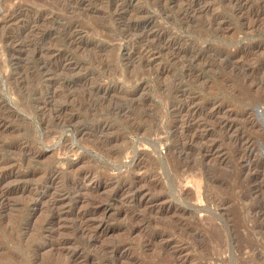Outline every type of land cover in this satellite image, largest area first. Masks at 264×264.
<instances>
[{"label": "rangeland", "instance_id": "rangeland-1", "mask_svg": "<svg viewBox=\"0 0 264 264\" xmlns=\"http://www.w3.org/2000/svg\"><path fill=\"white\" fill-rule=\"evenodd\" d=\"M262 66L264 0H0V264H264Z\"/></svg>", "mask_w": 264, "mask_h": 264}, {"label": "bare ground", "instance_id": "bare-ground-1", "mask_svg": "<svg viewBox=\"0 0 264 264\" xmlns=\"http://www.w3.org/2000/svg\"><path fill=\"white\" fill-rule=\"evenodd\" d=\"M237 1V0H236ZM189 2V1H188ZM240 3V2H239ZM232 4H233V2H232ZM235 4V3H234ZM238 5V4H237ZM189 8L188 9H190V10H192L193 8H194V3L192 4L191 3V1H190V3H189ZM243 5H239L238 7L239 8H241ZM235 7V6H234ZM108 8L110 9H114L113 11L114 12H116V14H118L119 13V11L120 10H123V12L124 11H126L127 9H128V7H127V4H122V3H118V1H115L113 4H108ZM236 8V7H235ZM111 9H110V11H111ZM262 10V9H261ZM113 11H111V12H113ZM255 11H258V10H255ZM259 12V11H258ZM253 13V12H252ZM260 13V12H259ZM11 14V13H10ZM9 15V14H8ZM257 15V13L256 12H254V15L253 16H256ZM7 17V16H6ZM5 17V18H6ZM143 22V21H142ZM137 23V25L136 26H139V28L140 29H142L143 28V30H144V32H145V36H156L157 35V32L153 29V25H152V23H147V22H144V24L143 23ZM71 27V26H70ZM76 26H74V27H71L70 28V31L68 32V34H66L67 36H66V38H65V40H66V42H67V45H71V44H73L75 41H77V33H76ZM136 28H138V27H136ZM73 29V30H72ZM138 30V29H137ZM66 33V32H65ZM17 38V37H16ZM12 43V42H11ZM13 44H15L14 42H13ZM51 45H48L47 47H45L44 49H41V48H39V50L37 51L38 53H40V54H44V55H46L47 57L49 56V57H53V56H55L56 54H54L53 52H51L50 51V47ZM146 49V48H145ZM59 54H61L60 52H59ZM132 56V55H131ZM262 67H264V66H262ZM262 70H264V69H262ZM262 73V72H261ZM262 75H264V74H262ZM262 77H264V76H262ZM258 84H260L261 86H264V79H261V80H259V82H258ZM261 95H264V94H261ZM261 97V96H260ZM190 99V98H189ZM260 99H262V97L260 98ZM180 101V100H179ZM262 101H264V99H262ZM181 103H180V106H177L179 109H178V112H183L185 109H186V107L188 106V101L186 100V99H181V101H180ZM118 105V104H117ZM116 105V110L117 109H121V111H122V106H117ZM124 110V109H123ZM187 110V109H186ZM188 112H190L189 111V109L187 110V112H186V115L188 114L189 115V113ZM184 113V112H183ZM214 113V112H213ZM181 116H182V113H179ZM194 113L192 112V115H193ZM187 117V116H186ZM190 117V116H189ZM192 117V116H191ZM190 117V118H191ZM183 119V118H182ZM185 119V118H184ZM229 118H227V119H223V123L225 124V125H227V126H229V120H228ZM247 119V118H246ZM182 121V120H181ZM188 121V120H187ZM247 121V120H246ZM184 122V121H183ZM249 122V121H248ZM186 123V122H185ZM221 124H222V122H221ZM231 124V123H230ZM244 124L245 123H243V126H244ZM250 124H252V123H250ZM255 124V123H254ZM248 125V124H247ZM257 125V124H256ZM246 126V125H245ZM252 126V125H251ZM105 127V125L104 126H102V128H104ZM188 127H189V125H188ZM226 127V126H225ZM183 128V127H182ZM196 128V127H195ZM227 128V127H226ZM246 128V127H245ZM249 128V127H248ZM247 128V129H248ZM195 130V129H194ZM182 132V136L186 133V129H185V131H183V130H181ZM191 132V131H190ZM256 132H258V131H256ZM260 132V131H259ZM189 133V132H188ZM261 133V132H260ZM186 135H188V134H186ZM192 135V134H191ZM196 135V134H195ZM199 135V134H198ZM256 135H258V134H256ZM185 136V135H184ZM183 136V137H184ZM194 136V135H193ZM182 137V138H183ZM186 137V136H185ZM189 137V136H188ZM188 137H187V139H188ZM242 137V136H241ZM259 137V136H258ZM191 138V137H190ZM237 138V137H236ZM250 138V137H249ZM256 138V137H255ZM184 139V138H183ZM182 139V140H183ZM244 139V138H243ZM246 139V138H245ZM247 139H248V136H247ZM185 141H186V138L184 139ZM190 140V139H189ZM195 140V139H194ZM197 140V139H196ZM236 140V139H235ZM237 141V140H236ZM238 141H239V139H238ZM193 142V141H192ZM250 142V141H249ZM183 143V142H182ZM186 143V142H185ZM247 142H245V144H246ZM247 144H249V143H247ZM246 144V145H247ZM251 144H253V142L251 143ZM208 146V145H207ZM241 146V145H240ZM245 146V145H244ZM249 146V145H248ZM183 147V146H182ZM210 147V146H209ZM250 147H252V146H250ZM239 148H241V147H239ZM242 148H244L243 146H242ZM246 148V147H245ZM183 149V148H182ZM202 149V148H201ZM207 149H209V148H207ZM211 149V148H210ZM247 149V148H246ZM251 149L252 148H249L248 147V154L251 152ZM201 151V150H200ZM210 151V150H209ZM240 151V150H239ZM253 151V150H252ZM244 152V151H243ZM240 154H242V153H240ZM247 154V153H246ZM241 156V155H240ZM244 157H245V155H243ZM242 157V156H241ZM249 157V156H248ZM253 158V157H252ZM258 160H259V158H258ZM258 160H257V162H258ZM247 161H249V160H247ZM250 162V161H249ZM253 162H255V161H253ZM256 162V163H257ZM250 164L251 163H248V164H245V165H249L247 168L248 169H250V168H253V167H250ZM257 165V164H256ZM255 165V166H256ZM261 166H262V168H264V157H261L260 158V161H259V164L257 165V167L258 168H260L261 169ZM245 168V167H244ZM246 168V169H247ZM256 167H254L253 169H255ZM247 169V170H248ZM257 169V168H256ZM251 171V170H250ZM255 171V170H254ZM257 171V170H256ZM248 172H249V170H248ZM260 172H262V171H260ZM250 173V172H249ZM253 173V172H252ZM262 174V173H261ZM258 177H259V173H258V171H257V174H256ZM262 176H264V175H262ZM261 176V177H262ZM256 178V177H255ZM254 178V179H255ZM256 182H257V179H256ZM258 182H260V181H258ZM260 183H262V182H260ZM260 185H262V184H260ZM125 187V186H124ZM128 187V186H127ZM128 189V188H127ZM89 215V214H88ZM83 216V215H82ZM81 216V217H82ZM93 216V215H92ZM92 216H90V218L92 219V218H94V217H92ZM81 219V218H80ZM83 219V218H82ZM81 219V220H82ZM87 219V218H86ZM88 220V219H87ZM84 227H87V223H86V221H84V223H80L79 224V229L83 232L84 230H88V228H84ZM77 230V229H76ZM87 233H89V232H87ZM81 234H83V233H81ZM90 234V233H89ZM89 234H87V236L89 235ZM92 234V233H91ZM93 237V236H92ZM92 237H91V239H92ZM109 259V258H108Z\"/></svg>", "mask_w": 264, "mask_h": 264}]
</instances>
